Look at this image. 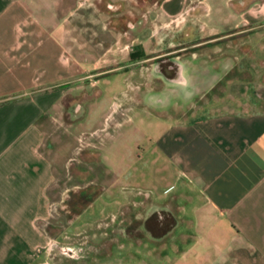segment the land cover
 Wrapping results in <instances>:
<instances>
[{"label":"crops","instance_id":"crops-1","mask_svg":"<svg viewBox=\"0 0 264 264\" xmlns=\"http://www.w3.org/2000/svg\"><path fill=\"white\" fill-rule=\"evenodd\" d=\"M127 3L142 12L140 20L147 4L154 7V20L172 27L173 41L181 36L192 46L221 45L239 36L264 43V0H0V264H52L56 242L48 228L58 194L61 138L96 137L123 127L130 107L126 114L118 108L130 105L125 92L135 88L129 84L134 75L129 64L107 65L103 59L102 65L98 59L120 54L113 47L121 35L111 27L116 4L119 10ZM179 49L172 57L181 56ZM202 54L208 60L202 66L175 62V76L166 82L163 69L138 67L142 92L134 98L155 121L154 133L138 129L148 144L137 149L136 158L145 160V170L157 163L160 173L159 180L138 189L159 201L184 192L186 206L167 214L177 220L172 228H182L178 219L186 218L190 239L175 254L107 264H264V80L251 98L241 100L244 109L180 114L181 95L186 104L195 90L209 95L228 73L226 49ZM216 56L222 67L211 65ZM148 71L160 74L149 85ZM109 90L123 98L108 101ZM211 103L209 97L204 105ZM145 117L142 122L153 123Z\"/></svg>","mask_w":264,"mask_h":264},{"label":"rangeland","instance_id":"rangeland-1","mask_svg":"<svg viewBox=\"0 0 264 264\" xmlns=\"http://www.w3.org/2000/svg\"><path fill=\"white\" fill-rule=\"evenodd\" d=\"M118 5L120 4H116L115 8V25L111 28L116 36L121 35L113 47L115 51L120 50V54L116 53L115 58L112 56L109 60L100 57L98 61L102 65L104 60L107 65L129 64L134 75L129 84L135 88L125 92L130 94V105H119L118 110L122 114H126L129 107L130 110L125 115L121 130L99 132L96 137L82 135L78 138H61L59 146L62 163L57 171L58 194L52 207L54 210L49 223L50 229L48 228L50 241L56 242L49 256L53 260L52 264L141 262L147 257L175 254L177 247L190 239V235L186 233V218L180 221L178 219L179 223L183 222L182 228H172L177 220L167 214L186 206L183 201L184 192L170 193L165 201H159L148 192L138 189H144L147 181H157L160 176L155 169L157 163L150 164V168L145 170L142 168L145 160L137 159L135 154L138 148V152H142L145 144H148V140L139 137L140 126L152 133L155 129V121L144 113V107L134 104V100L140 98L138 94L142 92L138 90V67L163 69L162 79L166 82L171 76H175V62H182L183 66L192 62L196 66H202L204 60L208 61L202 58L204 51L217 50L220 46L228 51V73L220 83L216 82L209 95L202 89L195 90V95L188 100V104L182 95L179 97L178 101L183 103L179 106L180 114L184 115L244 109L246 107L241 105V100L251 98L252 89L264 80V43L258 45L244 42L239 36H231L224 43L221 42V45L215 41L197 42L192 46L193 43L182 40L181 36L178 41L172 40V27H160V23L154 20V7L147 4L148 12L144 11L146 15L140 20L142 12L139 9L134 10L135 7L131 8L127 3L118 10ZM142 8L143 6L140 9ZM200 24L204 27L203 23ZM177 47L180 48L181 56L174 58L172 56L176 53L170 52L176 51ZM192 50L197 52L198 57H188ZM144 54L147 57L144 58ZM155 55L159 56L150 58ZM241 55L244 57L240 58ZM210 61L212 66L222 67L217 56ZM167 66L170 68L166 71ZM154 76L160 74L153 75L148 71V85L156 80ZM109 91L106 93L108 101L123 98L121 95H113L116 90L112 93ZM209 97L214 105H204ZM218 98L220 99L217 100ZM103 108L100 107L99 112ZM144 116L145 120L150 119L153 123L149 120L142 122ZM132 147L136 158L133 164L129 162ZM58 150V144H55L52 151Z\"/></svg>","mask_w":264,"mask_h":264}]
</instances>
